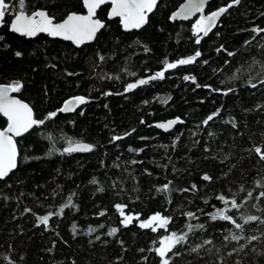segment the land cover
Instances as JSON below:
<instances>
[{"label": "trees", "instance_id": "obj_1", "mask_svg": "<svg viewBox=\"0 0 264 264\" xmlns=\"http://www.w3.org/2000/svg\"><path fill=\"white\" fill-rule=\"evenodd\" d=\"M183 1L158 0L146 25L130 32L107 20L103 6V28L76 48L11 33L20 6L7 0L0 85L19 82L13 94L43 123L16 140L17 167L0 180V264H264V224L244 223L248 214L264 218V198L254 199L264 192V160L254 151L264 150V31H253L264 29V0H240L199 42L196 20L169 19ZM231 2L212 0L207 11ZM24 10H44L55 22L84 12L82 0H25ZM167 63L177 66L165 70ZM128 84L137 87L126 91ZM75 97L84 102L61 113ZM175 118L167 133L155 127ZM6 124L0 115V129ZM78 143L91 150L64 151ZM69 198L73 206L64 207ZM220 209L242 229L211 219ZM156 214L168 224L140 227ZM46 215L47 226L37 219ZM172 234L186 239L162 260L160 241Z\"/></svg>", "mask_w": 264, "mask_h": 264}, {"label": "snow or ice", "instance_id": "obj_2", "mask_svg": "<svg viewBox=\"0 0 264 264\" xmlns=\"http://www.w3.org/2000/svg\"><path fill=\"white\" fill-rule=\"evenodd\" d=\"M105 0H83L84 6L87 8L88 14L87 16L69 14L67 18L62 23H53V18L50 17L43 10L35 11L31 14H25L24 4L25 0H18L19 10L15 13H12L14 19L10 25V30L13 32L20 33L25 36H34L37 33L44 32L51 36H60L65 40H71L77 45L83 42L86 39H91L94 37L95 33L99 28L103 27L101 21L94 20L92 17L95 14V9L103 4ZM113 7L111 10L112 16H119L122 19L125 28L131 27H139L145 20V12H150L152 8L156 5L157 0H111ZM240 0H232V2L227 7H222L217 11L211 13L206 18L197 22V25L194 26L197 32L203 31L205 35L208 31L211 30V27L215 24L218 17L227 11L228 7H232L234 4H238ZM204 7V0H199V2H191L187 9L184 10V14L187 15L192 11H202ZM11 12V7L7 3V0H0V21L5 19L7 13ZM254 32L264 31V29H253ZM199 42V40H197ZM20 53H17L19 56ZM200 53L197 52L196 56H199ZM229 55H232L231 53ZM103 59V57H101ZM195 57H189L187 59H181L177 63L180 65H186L193 62ZM177 63H167L166 68H175ZM163 71L158 72L155 76H152L151 79L163 78ZM185 79H189V77H185ZM147 83V80H140L138 84L143 85ZM261 84H264V80L260 81ZM251 87H257L256 84H250ZM137 87V84H128L126 87V91L132 90ZM20 88L19 82H15L9 86H0V113H3L5 117L8 119V127L6 132L0 131V179L8 174V172L15 167V158H16V150L15 145L13 144L12 136H19L22 132L27 131L28 128L34 124H42L43 121L32 119L31 109L26 105L20 103L18 100L11 99L9 97L10 92L18 91ZM111 94V93H108ZM227 94V93H225ZM77 103H83V97L75 98ZM69 103H66L64 108L61 111H71L72 108L69 107ZM216 113L209 115L203 123L207 125L209 121L213 120ZM55 116V113H50L49 118ZM176 123V121H170L167 124H157L156 127L164 128L167 130L171 127L172 124ZM235 123H233V127H235ZM7 133H11L12 136L7 135ZM121 137H113V139H120ZM91 146L76 144L74 147L69 146L64 149L65 152L72 151H90ZM132 149H130L131 151ZM254 151L260 156L262 160H264V150L257 147ZM204 180H209L210 177L205 175L203 177ZM96 183L95 180L92 181ZM161 189H158V191ZM164 191L168 190V185H165L162 189ZM249 198H253V194L251 191L247 193ZM264 198V192H261L259 196L254 197L256 200H261ZM217 199L224 202V204H231L232 209L240 210L243 208V204H240L236 200L228 201L224 196H219ZM73 206L71 204V198L64 207ZM118 210L122 211V206L116 205ZM253 208H258L256 204L252 205ZM63 211V208L60 210ZM228 209H220L215 214L211 216V219L216 220H224L229 221L235 225L237 229H242L243 225L237 223L231 215H228ZM103 215V213H101ZM190 217L193 214H188ZM40 224L47 226L49 216L37 217ZM131 220V217L125 216L123 223L127 225V223ZM259 221L260 224H264V218L260 216H256L253 214H248L244 216V223L256 222ZM153 222H157L159 227H164L168 224V219L161 217L159 214H156L149 218L148 221L141 223L140 227L146 228L149 227ZM75 229V226H73ZM192 228V226H189ZM196 228L203 229V225H196ZM91 231V230H90ZM117 231L116 228H112L109 231V235L115 234ZM155 231V228H153ZM243 237L239 235H233L231 239H242ZM186 239V234L182 236H177L176 234H172L171 236L166 237L164 240L160 241L161 247L157 249L160 257H165L166 253L170 252L176 243H180ZM251 239H256V237H251ZM205 244L211 243V241H204ZM193 251H197V249H193ZM163 264H168L167 260H163Z\"/></svg>", "mask_w": 264, "mask_h": 264}, {"label": "water", "instance_id": "obj_3", "mask_svg": "<svg viewBox=\"0 0 264 264\" xmlns=\"http://www.w3.org/2000/svg\"><path fill=\"white\" fill-rule=\"evenodd\" d=\"M211 1H212V0H204V7H203L202 11H199V12H197V11H192V12L188 13L187 15H185V14H184V10L188 8L189 4H190L191 2H199V0H184V1L178 6V8H177V9H176V10L170 15L169 19H170V21H177V22H186V21H188V20H197V21H201V20H203L204 18H206L208 15H210L211 13H213V12L217 11L218 9L222 8V7H220V8H218V9L213 10V11H207V7H208V5L211 3ZM157 3H158V0H157V2H156V5H157ZM229 4H230V3H229ZM229 4H227L226 6H223V7H227ZM156 5L152 8V10H151L150 12H148V11L145 12V20H144V22H143L139 27H131V26H129L128 28H125V27H124V24H123V22H122L121 17L110 15V14H111L112 7H113V4H112L111 0H105V2H104L103 4H101L99 7H97V8L95 9V14H94V16H93L92 18H93L94 20H99V19L97 18V12H98V10H99L101 7H103V6H108L109 8H108L107 15H106L107 20H114V19H117V20L119 21V24H120V27H121L122 31H124V32L137 31V30L141 29L142 27H144V26L146 25L147 20H148V16L154 12V10H155V8H156ZM236 5H237V4H234L232 7H228V8H227V11H225L223 14H221V15L218 17V19L216 20L215 24L211 27V30L208 31L206 35H205V33H204L203 31H200L201 36H200V38H199L198 40L200 41L201 39L207 37V36H208V35L214 30V28L218 25V23H219L220 20L223 18V16H224V15H225V14H226L231 8L235 7ZM82 7H83V10H84L83 13H70V14H76V15L87 16L88 11H87V8L84 6L83 0H82ZM36 11H40V10H36ZM43 11H44V10H43ZM34 12H35V11H34ZM44 12L47 13L46 11H44ZM32 13H33V12H32ZM25 14H27V13H25ZM30 14H31V13H30ZM68 15H69V14H68ZM68 15H67V16H68ZM67 16H66L62 21H60V22H55L54 19H53V23H62V22L67 18ZM13 19H14V16L12 17V19L10 20V22H9V24H8V29H9V31H10L11 33H13V34H15V35H17V36H19V37H23V38H26V39H33V38H35V37H37V36L43 35V36H46V37H48L49 39H52V40H60V41H63V42H67V43L71 44L72 46H74V47H76V48H79V47H81V46H83V45H85V44H89V43H91V42L94 40V38L96 37V35L98 34V32L103 28V27L99 28L98 31L95 33V35H94L93 38H91V39H86V40H84L83 42H81L79 45H77L76 43H74V42L71 41V40H65V39H63V38L60 37V36H51V35H49V34H47V33H44V32L37 33L36 35L31 36V37H29V36H25V35H21L20 33H17V32H13V31L10 30V25H11ZM99 21H101V20H99ZM101 23H102V25L104 26V24H105L104 21H101ZM2 25H3V21H0V28L2 27ZM0 86H8V85H0ZM9 97H10L11 99L18 100V101H19L20 103H22V104H26V105L30 108V106H29L27 103H25L24 101L20 100L17 96H15V95L13 94V92H10V93H9ZM75 98H76V97H75ZM75 98H71V99L65 101V102L63 103V105L61 106V109H62V108H64V106H65L66 103L70 102V103H69V107L72 108L71 111H61V109H60V112L65 114V113H70V112H72L74 109H76L80 103H77L76 100H75ZM30 109H31V108H30ZM31 113H32V119H34V114H33V110H32V109H31ZM0 115H1V116L6 120V122H7L6 127L3 128V129H0V131H5V132H6L7 127H8V123H9V122H8V119H7V117H5V116L3 115V113H0ZM170 121H176V123L172 124L171 127H169L167 130H165L164 128L156 127L157 124H167V123L170 122ZM178 123H179V119H178V118H175V119L167 120V121H164V122H159V123H157V124L155 125V127L158 128L160 131L167 133V132H169L170 130H172V128H173L176 124H178ZM33 126H34V125L30 126V127L28 128L27 131L22 132V134L19 135V136H12L11 133H7V135L12 136L13 144L15 145V150H16L15 167L12 168V169L8 172V174H7L6 176H4V177H3L2 179H0V180H4L6 177H8V176L10 175V173H12V172L16 169V167H17V162H18V148H17L16 140L20 139V138L23 137L25 134H27V133L33 128ZM78 144L87 145V144H84V143H78ZM75 145H76V144H75ZM75 145H72V146L74 147ZM74 152H86V151H72V152H66V153H74Z\"/></svg>", "mask_w": 264, "mask_h": 264}, {"label": "rangeland", "instance_id": "obj_4", "mask_svg": "<svg viewBox=\"0 0 264 264\" xmlns=\"http://www.w3.org/2000/svg\"><path fill=\"white\" fill-rule=\"evenodd\" d=\"M196 25H197V21H196ZM166 237H168V236H166ZM166 237H164L162 240H164ZM161 247V246H160Z\"/></svg>", "mask_w": 264, "mask_h": 264}, {"label": "flooded vegetation", "instance_id": "obj_5", "mask_svg": "<svg viewBox=\"0 0 264 264\" xmlns=\"http://www.w3.org/2000/svg\"><path fill=\"white\" fill-rule=\"evenodd\" d=\"M25 13H26V12H25ZM29 14H30V13H29ZM12 17H13V16H12ZM12 17H11V19H12ZM11 19H10V20H11ZM196 21H197V20H196ZM9 22H10V21H9ZM197 22H198V21H197ZM3 24H4V23H3ZM8 24H9V23H8ZM8 30H9V29H8Z\"/></svg>", "mask_w": 264, "mask_h": 264}]
</instances>
